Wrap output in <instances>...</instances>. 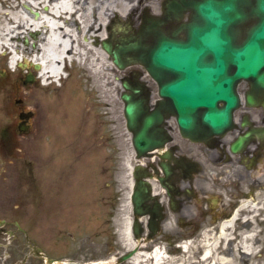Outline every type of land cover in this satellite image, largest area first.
Instances as JSON below:
<instances>
[{
    "label": "rangeland",
    "instance_id": "obj_1",
    "mask_svg": "<svg viewBox=\"0 0 264 264\" xmlns=\"http://www.w3.org/2000/svg\"><path fill=\"white\" fill-rule=\"evenodd\" d=\"M24 1L0 0V12L20 10ZM129 1L130 13L139 3H148V0ZM118 6H123L121 0ZM116 11L107 16L112 18ZM96 26V33H100V25ZM24 33L22 46L27 44L26 35L33 42L31 30ZM95 36L93 45L100 47ZM81 37L84 39L82 32ZM31 41L29 46L33 48ZM7 58V53L0 52V71H5L0 74V228H16L18 222L25 229L19 233L25 252L38 246L47 256L84 264L121 255L130 249L123 242L124 217L131 215L127 209L132 179L129 166L136 162L118 78L126 70L119 69L112 58L104 60L100 90L93 78L94 68L85 71L75 63L66 77L41 91L45 99L55 103L46 114H40L28 98L31 89L39 88L37 68L18 64L14 70ZM29 73L34 74L33 81H26ZM146 77L149 78L148 74ZM148 81L157 95V85ZM22 111L31 112L24 122L28 125L26 129L19 128ZM0 236H5L0 241L8 245L5 250L8 253L15 239L8 233ZM158 244L162 248L167 245L163 236L141 249L151 252ZM229 248L230 245L224 246L226 252ZM24 251L18 253L15 249L12 254L17 255L6 256L14 261ZM165 251L171 259L163 264H176V257L180 264H202L199 245L189 253L182 249L176 253ZM234 254L239 264L247 262L251 255ZM42 263L41 258L33 256L26 262ZM117 264L132 261L126 259Z\"/></svg>",
    "mask_w": 264,
    "mask_h": 264
},
{
    "label": "flooded vegetation",
    "instance_id": "obj_2",
    "mask_svg": "<svg viewBox=\"0 0 264 264\" xmlns=\"http://www.w3.org/2000/svg\"><path fill=\"white\" fill-rule=\"evenodd\" d=\"M142 3L129 13L136 20V29L144 18L152 17L162 20L164 33L187 38L184 25L192 19L193 10L181 8L183 0ZM106 21L104 30L112 33L114 23L108 17ZM256 21L250 16L241 24L240 40ZM155 40L151 37L150 44ZM145 74L144 67L138 64L123 75L130 85L150 79L158 88L157 79L151 74L145 78ZM236 88L240 103L233 112L232 124L223 132L202 134L201 139L183 133L170 109L161 108L159 95L154 96L149 110H162V120L155 129L161 144L142 157L135 154L137 162L133 165L138 205L131 216L135 226L142 229L141 239L164 236L173 243L197 240L206 229L217 231L222 222L232 219L235 225L255 227L257 243H264V88L254 90V84L247 79L239 81ZM20 231L25 232L18 226L0 229V233L15 239L8 253V245L0 241V264H26L30 256L46 264L44 253L37 247L24 251ZM15 249L24 252L21 258L11 261L9 257L18 254H12ZM255 256L256 264H264V247L257 255L251 254L247 262L251 264Z\"/></svg>",
    "mask_w": 264,
    "mask_h": 264
},
{
    "label": "water",
    "instance_id": "obj_3",
    "mask_svg": "<svg viewBox=\"0 0 264 264\" xmlns=\"http://www.w3.org/2000/svg\"><path fill=\"white\" fill-rule=\"evenodd\" d=\"M179 6L193 10L192 19L184 25L187 38L164 33L162 20L149 18L139 30L121 31L102 45L120 68L143 64L158 81L161 108L176 115L183 133L201 139L202 134L220 133L232 124L234 109L240 103L236 88L240 80L252 81L254 90L264 88V0H183ZM250 16L257 21L240 40V26ZM151 37L156 38L154 44H150ZM122 83L127 127L133 132L140 157L161 144L155 129L162 120V110H149L151 92H144L146 88L132 86L127 80ZM30 115L20 113L24 119ZM24 122L20 129L27 128ZM133 201L137 207V190ZM132 231L139 236L141 228L132 225ZM135 251L136 247L110 264L125 260Z\"/></svg>",
    "mask_w": 264,
    "mask_h": 264
},
{
    "label": "bare ground",
    "instance_id": "obj_4",
    "mask_svg": "<svg viewBox=\"0 0 264 264\" xmlns=\"http://www.w3.org/2000/svg\"><path fill=\"white\" fill-rule=\"evenodd\" d=\"M119 1L25 0V8L0 12V52L10 56L12 66H14L17 55H22L24 58L22 64L18 61L22 66L35 65L30 60L31 56L36 57L40 62L37 68L39 88L35 87L30 92L28 91V98L40 114H46L45 112L55 103V100L45 99L41 91L60 76L62 64L67 58H81L79 66L85 71L94 68L93 78L96 88L103 89V61L111 59V56L103 47L93 45V37L96 34L102 38L106 37L104 24L107 23L105 18L110 11L117 10L125 15L132 8L129 0H121L123 6H118ZM40 5L43 7L39 9ZM36 11H39L38 15L35 14ZM97 23L100 25V33H96ZM30 30H37L39 33L32 38L33 48L29 46L30 37L27 35V44L22 46L21 43L24 32ZM81 32L84 33V39L81 37ZM113 32L116 33L115 30ZM95 38L98 39V36ZM38 40H41V43ZM129 169L131 172L132 166H129ZM132 185L133 180L131 179L130 187ZM127 209L131 211L130 193H128ZM124 218L125 236H123V242L129 248L134 246L138 249L128 258L132 264H149L147 261L151 264H163L164 261L171 259V255L164 251L159 244L153 247L151 252L142 250L141 247H145L147 242H142L140 239L138 242L135 241L130 228L131 215L127 214ZM232 222V219L222 222L217 231L206 229L194 242L185 240L183 252L189 253L190 250L196 248V245H199L202 252L199 263L202 264H239L234 252L241 253L243 256L249 253L257 255L260 244L256 241V228L238 226ZM229 245L230 248L226 252L224 246ZM169 251L176 253V248L171 246ZM255 259L256 256L253 257L251 264H256ZM114 260L115 256L113 255L108 259L94 260L89 264H109ZM174 262L177 264V257L176 260L174 258ZM50 264H59V261ZM74 264H80V262L74 261ZM178 264L180 263L178 262ZM242 264L250 263L243 261Z\"/></svg>",
    "mask_w": 264,
    "mask_h": 264
}]
</instances>
